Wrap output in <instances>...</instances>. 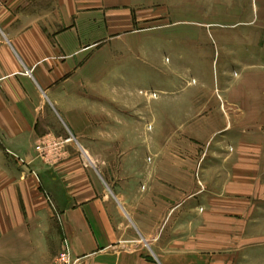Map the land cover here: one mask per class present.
Segmentation results:
<instances>
[{
  "label": "crops",
  "instance_id": "1",
  "mask_svg": "<svg viewBox=\"0 0 264 264\" xmlns=\"http://www.w3.org/2000/svg\"><path fill=\"white\" fill-rule=\"evenodd\" d=\"M175 1L0 0V264H50L65 246L99 264H264L262 184L250 168L249 179L230 177L246 171L240 160L225 175L228 158L218 169L198 172L197 150L184 158L179 151L160 153L155 208L146 189L140 201L128 200L127 179L88 167L66 141L73 138L89 156L113 149L106 134L91 136L94 106L68 100L75 83L90 80L84 67L98 64L100 43L131 35L134 22L153 18L159 8L160 18L170 20L160 27L180 22L172 18L183 12L188 20L197 16L195 23L229 25L202 22L196 0L183 7ZM44 137L61 139L66 159L40 157L35 146ZM137 185L151 183L142 178Z\"/></svg>",
  "mask_w": 264,
  "mask_h": 264
},
{
  "label": "rangeland",
  "instance_id": "2",
  "mask_svg": "<svg viewBox=\"0 0 264 264\" xmlns=\"http://www.w3.org/2000/svg\"><path fill=\"white\" fill-rule=\"evenodd\" d=\"M190 1L176 0L174 5L183 7ZM196 3L202 22L229 25L195 23L197 16L192 13L188 20L189 14L183 12L187 17L181 13L172 18L180 22L160 27L170 20L160 18L159 8L153 18L134 22L131 35L100 43L94 52L100 55L98 64L93 69L84 67L86 72L91 70L85 88L75 83L68 91L69 102L94 106L91 136L106 134L113 149L110 154L100 149L94 156L87 154L89 162L79 144L67 137L70 146L79 148L88 167L109 169L112 180L127 179L134 186L124 187L128 200L140 201L146 189L155 208L160 202L156 185L160 153L179 151L184 158L192 148L197 150L198 172L200 167L218 169L228 158L222 171L232 175L233 163L240 160L246 171L230 177L249 179L250 168L264 194V0ZM75 80L81 82L80 77ZM106 111L115 118L108 120ZM37 144L49 162H56L64 146L61 139L50 144L45 137ZM142 178L149 179L148 188L137 185ZM104 185L112 193L107 182ZM123 213L125 226L143 246L138 228ZM155 213L159 217L155 219H160V209Z\"/></svg>",
  "mask_w": 264,
  "mask_h": 264
},
{
  "label": "built area",
  "instance_id": "3",
  "mask_svg": "<svg viewBox=\"0 0 264 264\" xmlns=\"http://www.w3.org/2000/svg\"><path fill=\"white\" fill-rule=\"evenodd\" d=\"M35 149L38 155L42 157L40 154L38 144L35 146ZM51 264H99V263L86 262L80 257L73 256L70 250L68 249V247L65 246L61 251L58 252V254L55 256Z\"/></svg>",
  "mask_w": 264,
  "mask_h": 264
},
{
  "label": "bare ground",
  "instance_id": "4",
  "mask_svg": "<svg viewBox=\"0 0 264 264\" xmlns=\"http://www.w3.org/2000/svg\"><path fill=\"white\" fill-rule=\"evenodd\" d=\"M55 143V139L51 138L50 139V144H54ZM51 146V145H50ZM64 146L62 145V147H60V155L59 158L56 161H62L64 159H66L67 153L65 151H63ZM49 149V153L53 154V151L51 149V147L48 148ZM83 153L86 157L87 160H89V162H91V160L89 159V157L87 156V154L85 153V151L83 150ZM55 154V153H54ZM72 254V253H71ZM74 256V255H73Z\"/></svg>",
  "mask_w": 264,
  "mask_h": 264
}]
</instances>
